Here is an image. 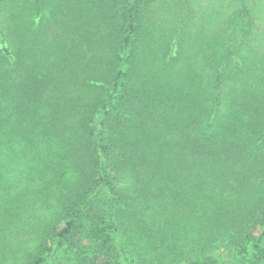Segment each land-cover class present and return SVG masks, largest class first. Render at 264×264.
I'll return each mask as SVG.
<instances>
[{"label":"trees","instance_id":"trees-1","mask_svg":"<svg viewBox=\"0 0 264 264\" xmlns=\"http://www.w3.org/2000/svg\"><path fill=\"white\" fill-rule=\"evenodd\" d=\"M240 1L211 29L182 0H0V264H264V46ZM24 161L43 182L15 187Z\"/></svg>","mask_w":264,"mask_h":264},{"label":"rangeland","instance_id":"rangeland-1","mask_svg":"<svg viewBox=\"0 0 264 264\" xmlns=\"http://www.w3.org/2000/svg\"><path fill=\"white\" fill-rule=\"evenodd\" d=\"M183 2V14L186 17L187 21H193L195 24L202 26L203 23L209 22L206 26L209 28H213L215 24L221 21H227L232 17V14L234 10L240 9L242 3L240 0H182ZM246 3L251 5L259 17L257 26L259 28L258 34L259 39L262 41L264 46V0H246ZM190 23V22H189ZM264 48V47H263ZM25 169L20 170L18 167H16L15 171L12 174V180L14 183H16V188L27 184L31 187L35 186L37 183H41L44 181V179H41L40 176H43L40 174V168L38 167V164H33L32 162L24 161ZM44 177V176H43ZM14 187V190H15ZM27 214H31V211L28 210ZM13 222L17 224H27V218L26 215H23L21 218H16L13 220ZM11 225V224H9ZM4 232V233H3ZM0 233L3 235L7 234H13L11 231V227L4 230L3 228L0 229ZM0 241H9L10 243L13 242V238H5V240ZM183 242L186 245H192L189 238L186 236V238L183 240ZM138 257L135 256L134 260L137 261L139 264H142L139 262L138 258L141 256L139 253H137ZM227 255V254H226ZM142 257V256H141ZM228 255L224 257L225 260L228 259ZM252 257V254H251ZM123 261V260H121ZM252 260L249 261V264ZM159 264V263H155Z\"/></svg>","mask_w":264,"mask_h":264}]
</instances>
